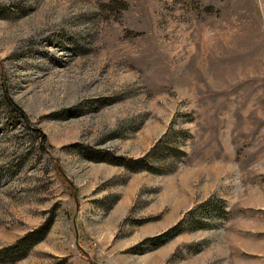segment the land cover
<instances>
[{
	"label": "rangeland",
	"instance_id": "obj_1",
	"mask_svg": "<svg viewBox=\"0 0 264 264\" xmlns=\"http://www.w3.org/2000/svg\"><path fill=\"white\" fill-rule=\"evenodd\" d=\"M0 264H264V0H0Z\"/></svg>",
	"mask_w": 264,
	"mask_h": 264
},
{
	"label": "trees",
	"instance_id": "obj_2",
	"mask_svg": "<svg viewBox=\"0 0 264 264\" xmlns=\"http://www.w3.org/2000/svg\"><path fill=\"white\" fill-rule=\"evenodd\" d=\"M192 213V210L191 211H189L187 214L189 215V214H191ZM176 230V232H174L173 233V231H175ZM37 233V232H36ZM36 233H32V234H29L28 236H26V239H25V241H26V244L24 245L25 247H24V249H30V247H32L33 245H35L37 242H40L41 240H42V236H37V234ZM177 233H179V232H177V228H175V229H172V230H170L169 232H167V233H165L164 235H163V237H165V236H167V237H169V236H173L174 234L176 235ZM162 238V237H161ZM162 244V242L159 244V245H161ZM18 246L17 245H15L14 247H12V248H10V249H16ZM20 258H22V257H19L17 260H19ZM15 261V260H14Z\"/></svg>",
	"mask_w": 264,
	"mask_h": 264
}]
</instances>
